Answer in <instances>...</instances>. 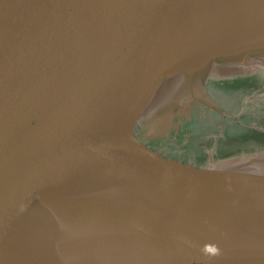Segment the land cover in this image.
Instances as JSON below:
<instances>
[{
    "label": "water",
    "instance_id": "obj_1",
    "mask_svg": "<svg viewBox=\"0 0 264 264\" xmlns=\"http://www.w3.org/2000/svg\"><path fill=\"white\" fill-rule=\"evenodd\" d=\"M258 72L264 0H0V264H264V152L139 134Z\"/></svg>",
    "mask_w": 264,
    "mask_h": 264
},
{
    "label": "flooded vegetation",
    "instance_id": "obj_2",
    "mask_svg": "<svg viewBox=\"0 0 264 264\" xmlns=\"http://www.w3.org/2000/svg\"><path fill=\"white\" fill-rule=\"evenodd\" d=\"M260 86V87H259ZM261 87L264 88V75L260 72L252 73L247 75L240 76H227L220 77L218 79L208 80L205 86V95L207 100L213 101L214 104L221 110V112H216L208 108L203 99L193 100L184 111L179 114L174 115V118L179 124L171 127V134L179 135L181 130L187 128L191 123L196 122V137L197 144L196 148L186 149L183 153L178 155L168 152L162 147V144L165 142V136L160 134H151L150 129L145 124L139 126V134L141 138L146 140L150 146L158 148L181 159L184 162H190L192 164L201 165L206 164L210 159L214 160L216 151L223 150L224 143H219L210 147V150L207 151L205 144L203 145L200 141L204 140V136L207 135H226L228 137H241L244 138L247 135H257L255 130L248 127V118L252 120L250 122H255L253 112L248 114L240 115L238 114L239 110L236 113H232L231 105H237L241 103V106L249 101L250 97L258 99L261 93ZM248 91L247 95H244L243 91ZM256 123V122H255ZM236 127V128H235ZM235 129H239V132H234ZM194 129V127H193ZM187 133H193L191 128L185 129ZM223 136L221 141L226 137ZM221 138V137H220ZM225 141V140H224ZM159 145V146H158ZM202 152L205 154L206 160L201 163L196 161L199 153ZM222 152V151H221ZM191 156L192 159H185L184 156Z\"/></svg>",
    "mask_w": 264,
    "mask_h": 264
},
{
    "label": "rangeland",
    "instance_id": "obj_3",
    "mask_svg": "<svg viewBox=\"0 0 264 264\" xmlns=\"http://www.w3.org/2000/svg\"><path fill=\"white\" fill-rule=\"evenodd\" d=\"M260 87V86H259ZM259 98L255 99L250 97L249 101L245 102L242 106L241 103L237 105H229L231 107L232 113H236L238 110V114H250L253 112L255 122H250L252 120L250 117L248 118V127L250 129L255 130L257 135H247L244 138L239 137H228L226 135H207L204 136V140L200 141L202 144H205V149L207 151L210 150V147H213L216 144L224 143L223 150L216 151V155L214 156V161H221L223 159L234 158V157H242L247 155H252L258 152H264V88L261 87V93L259 94ZM184 111V110H183ZM179 124L174 115L171 116L166 122L157 128V134L165 136V143L162 144V147L168 152H172V154L183 153L186 149L196 148L197 138L195 135V131L193 127H196V122L190 123L187 128L181 130L179 135L171 134V127ZM191 128L193 133H187L185 129ZM236 128V127H235ZM234 132H239V129H235ZM223 136H226L223 141L221 139ZM221 137V138H220ZM225 140V141H224ZM203 144V145H204ZM159 146V145H158ZM188 151V150H187ZM185 151V152H187ZM222 151V152H221ZM185 159H192L191 156H184ZM223 158V159H221ZM206 160L205 154L202 152L197 156L196 161L203 163Z\"/></svg>",
    "mask_w": 264,
    "mask_h": 264
},
{
    "label": "clouds",
    "instance_id": "obj_4",
    "mask_svg": "<svg viewBox=\"0 0 264 264\" xmlns=\"http://www.w3.org/2000/svg\"><path fill=\"white\" fill-rule=\"evenodd\" d=\"M184 243L188 244L192 248H198L202 256L208 259L218 258L223 255V249L216 242H206L202 246L197 245L195 242L182 238Z\"/></svg>",
    "mask_w": 264,
    "mask_h": 264
},
{
    "label": "trees",
    "instance_id": "obj_5",
    "mask_svg": "<svg viewBox=\"0 0 264 264\" xmlns=\"http://www.w3.org/2000/svg\"><path fill=\"white\" fill-rule=\"evenodd\" d=\"M243 93H244V95H247L248 94V91L246 90V91H243ZM194 130H196V127H194ZM221 159H223V158H221ZM201 165H203V164H201Z\"/></svg>",
    "mask_w": 264,
    "mask_h": 264
},
{
    "label": "bare ground",
    "instance_id": "obj_6",
    "mask_svg": "<svg viewBox=\"0 0 264 264\" xmlns=\"http://www.w3.org/2000/svg\"><path fill=\"white\" fill-rule=\"evenodd\" d=\"M157 128H159V127L157 126Z\"/></svg>",
    "mask_w": 264,
    "mask_h": 264
}]
</instances>
